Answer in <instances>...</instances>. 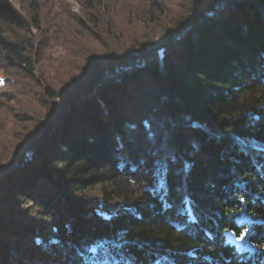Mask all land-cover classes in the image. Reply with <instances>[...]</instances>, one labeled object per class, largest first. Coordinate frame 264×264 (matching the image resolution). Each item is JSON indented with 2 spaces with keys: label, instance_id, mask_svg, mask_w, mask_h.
<instances>
[{
  "label": "trees",
  "instance_id": "1",
  "mask_svg": "<svg viewBox=\"0 0 264 264\" xmlns=\"http://www.w3.org/2000/svg\"><path fill=\"white\" fill-rule=\"evenodd\" d=\"M0 264H264V0H0Z\"/></svg>",
  "mask_w": 264,
  "mask_h": 264
},
{
  "label": "rangeland",
  "instance_id": "2",
  "mask_svg": "<svg viewBox=\"0 0 264 264\" xmlns=\"http://www.w3.org/2000/svg\"><path fill=\"white\" fill-rule=\"evenodd\" d=\"M227 239L229 242L235 244L239 250H244L249 247L248 238L246 237L244 241H237L232 233H227Z\"/></svg>",
  "mask_w": 264,
  "mask_h": 264
},
{
  "label": "snow or ice",
  "instance_id": "3",
  "mask_svg": "<svg viewBox=\"0 0 264 264\" xmlns=\"http://www.w3.org/2000/svg\"><path fill=\"white\" fill-rule=\"evenodd\" d=\"M237 223H242V221H238ZM228 230L225 229V232H227ZM249 236V230L248 229H244L243 231L240 232L239 235L235 236V239L237 241H244L246 237ZM225 243H228V241L226 240Z\"/></svg>",
  "mask_w": 264,
  "mask_h": 264
},
{
  "label": "water",
  "instance_id": "4",
  "mask_svg": "<svg viewBox=\"0 0 264 264\" xmlns=\"http://www.w3.org/2000/svg\"><path fill=\"white\" fill-rule=\"evenodd\" d=\"M228 1V0H227Z\"/></svg>",
  "mask_w": 264,
  "mask_h": 264
}]
</instances>
